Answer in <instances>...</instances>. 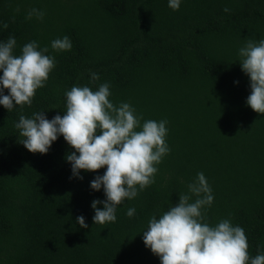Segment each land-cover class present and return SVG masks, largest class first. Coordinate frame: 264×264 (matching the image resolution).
I'll return each instance as SVG.
<instances>
[{"label": "trees", "instance_id": "1", "mask_svg": "<svg viewBox=\"0 0 264 264\" xmlns=\"http://www.w3.org/2000/svg\"><path fill=\"white\" fill-rule=\"evenodd\" d=\"M33 8L42 20L26 19ZM9 35L16 54L35 40L56 64L31 106L0 105V264H160L142 233L199 172L214 195L207 222L230 219L244 229L250 256L264 252V114L246 103L250 78L238 56L248 39H264V0H181L175 11L168 0H0V40ZM64 36L71 50H53ZM104 82L110 100L130 103L141 123L168 121L170 152L155 182L100 225L91 203L106 197L90 182L106 168L73 177L66 156L75 149L63 136L47 154L31 153L14 125L34 112L63 115L67 90Z\"/></svg>", "mask_w": 264, "mask_h": 264}, {"label": "clouds", "instance_id": "2", "mask_svg": "<svg viewBox=\"0 0 264 264\" xmlns=\"http://www.w3.org/2000/svg\"><path fill=\"white\" fill-rule=\"evenodd\" d=\"M180 4L181 0H168L174 11L179 10ZM33 16L42 20L44 12L33 8L26 19ZM2 27L7 29L8 24ZM16 46L13 35L0 40V105L8 111L15 106H31L56 64L55 57L47 54L48 48H41L35 40L24 44L19 54L14 52ZM51 48L70 51L72 43L64 36L53 40ZM238 56L242 71L250 78L251 93L246 103L254 112L264 114V39H248ZM97 80L99 75L91 73V81ZM111 95L108 82L95 90L87 85L73 86L65 92L63 115L48 119L44 111L34 112L31 117L20 115L14 125L19 143L31 153L47 154L53 142L63 136L75 149L66 156L73 177L82 180L81 171L106 168L103 175L90 182L92 190L103 188L106 197L91 203L93 222L100 225L114 223L117 207L155 182L157 165L170 152L167 120L141 123L143 116L130 103L116 105L110 100ZM213 201L212 188L204 173L199 172L187 185V192L179 194L177 204L149 219L142 233L143 243L159 257L160 264H264V252L249 255L248 238L241 226H234L227 218L215 225L207 222L206 210ZM100 204L102 208L98 207ZM135 211L129 208L127 215L133 217ZM76 220L81 228H88L84 216Z\"/></svg>", "mask_w": 264, "mask_h": 264}]
</instances>
